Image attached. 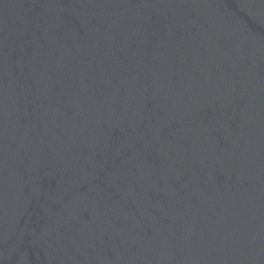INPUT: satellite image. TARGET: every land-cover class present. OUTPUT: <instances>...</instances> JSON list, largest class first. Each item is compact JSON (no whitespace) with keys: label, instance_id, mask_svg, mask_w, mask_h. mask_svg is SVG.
<instances>
[{"label":"water","instance_id":"1","mask_svg":"<svg viewBox=\"0 0 264 264\" xmlns=\"http://www.w3.org/2000/svg\"><path fill=\"white\" fill-rule=\"evenodd\" d=\"M0 264H264V0H0Z\"/></svg>","mask_w":264,"mask_h":264}]
</instances>
